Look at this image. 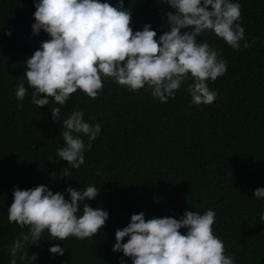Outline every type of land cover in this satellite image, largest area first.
Segmentation results:
<instances>
[{"label":"trees","instance_id":"trees-1","mask_svg":"<svg viewBox=\"0 0 264 264\" xmlns=\"http://www.w3.org/2000/svg\"><path fill=\"white\" fill-rule=\"evenodd\" d=\"M107 2L115 6L117 0ZM233 2L241 5L245 37L258 39L250 48L234 50L211 32L196 38L227 61L226 72L208 81L217 93L214 103L193 105L186 84L174 99L160 102L145 89L129 92L105 80L96 99L77 90L54 123L51 108L59 105L51 98L42 108L32 104L33 90L24 76L26 59L50 39L43 31L32 35L34 0H0V264H9V248L27 232L7 221L12 189L44 184L53 193L95 186L100 195L85 202L107 211L109 219L92 238L59 241L45 235L39 246H25L28 258L21 261L18 254L17 264H119L120 259L132 264L112 251L115 231L126 227L131 215L179 219L185 211L208 210L216 213L213 234L234 264H264V222L259 220L264 199L253 196L264 187V0ZM124 8L131 9L133 32L149 24L158 39L169 30L164 0H124ZM19 82L28 88L22 101L15 96ZM77 109L85 122L100 124L101 132L85 150L84 164L62 177L60 170L68 164L56 153L64 146L59 133L65 130L63 119ZM56 244L64 248L63 256L48 252ZM31 254H37L36 261Z\"/></svg>","mask_w":264,"mask_h":264},{"label":"clouds","instance_id":"clouds-1","mask_svg":"<svg viewBox=\"0 0 264 264\" xmlns=\"http://www.w3.org/2000/svg\"><path fill=\"white\" fill-rule=\"evenodd\" d=\"M164 3L170 8L165 14L169 30L157 39V32L149 24L133 32L132 12L124 8V0H117L115 6L107 0H34L32 35L43 31L50 39L41 42L25 61L24 76L33 90L31 103L42 108L51 98L59 105L51 108L52 120L58 123L62 108L77 90L96 99L105 80L129 92L145 89L160 102L174 99L175 92L186 84L193 105L214 103L217 93L210 91L208 81L214 82L226 72L227 61L207 41L196 38L211 32L234 50L250 48L258 38L249 42L245 37L240 23L241 5L233 0ZM4 34L10 36L11 31ZM28 88L24 82L17 83L16 99L24 100ZM62 124L65 130L59 134L64 146L56 153L68 164L60 170L61 176L67 177L69 169L84 164L85 150L91 149L101 125L85 122L83 111L78 109ZM65 193H53L46 184L12 189L7 221L27 228V232L22 231L9 248V264H17L18 254L21 261L28 258L25 246H39L45 235L59 241L70 236L83 240L104 228L109 213L85 202L94 200L100 190L89 185L82 190L66 187ZM253 196L264 199V187L255 189ZM82 204V214L78 215ZM215 218L212 210L203 214L185 211L179 219L168 216L146 220L143 212L133 214L126 227L115 231L112 251L122 252L132 264H234V256L225 255L224 242L213 234ZM259 220L264 222V211ZM181 229L186 232L181 234ZM125 237L127 242L121 243ZM48 252L63 256L64 248L56 244ZM37 258V254H31V260ZM119 264L125 261L120 259Z\"/></svg>","mask_w":264,"mask_h":264}]
</instances>
